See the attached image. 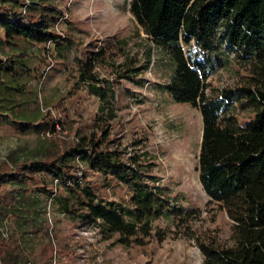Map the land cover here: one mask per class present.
I'll use <instances>...</instances> for the list:
<instances>
[{
    "label": "trees",
    "instance_id": "obj_1",
    "mask_svg": "<svg viewBox=\"0 0 264 264\" xmlns=\"http://www.w3.org/2000/svg\"><path fill=\"white\" fill-rule=\"evenodd\" d=\"M128 10L172 65L165 91L201 114L198 178L231 221L228 241L215 235H188L202 254L201 264H264V0H129ZM47 12L45 5L33 1L0 0V47L22 50L20 42H34L52 55L68 39L54 32L55 20ZM123 42L103 43L75 58L76 83L96 96L98 110H106L105 120L114 117L110 107L114 83L99 70L119 67L118 77L131 78V57L125 54L123 64H116L113 55ZM15 56L0 54V123L12 115L18 119L12 122L36 126L31 116L42 118L40 126L47 129L55 120L48 112L43 116L26 112V101L14 97L28 87L18 83L19 71L25 68L23 53ZM150 56L148 48L143 68ZM231 61L244 70L240 80L208 90L211 70ZM108 136V129L102 128L99 136L77 134L54 150L0 160V264H50L51 244L40 246L42 255H35V235L30 233L40 228L48 199L79 225L92 224L104 238L116 236L123 245L165 238V232L154 231L152 221L158 217L189 219L190 211L171 203L173 197L166 187L155 184L148 166L136 155L124 159L120 149L110 147ZM79 164L99 172L107 182L114 178L126 185L128 199L100 196ZM54 180L66 195L55 196L49 188ZM11 218L12 227H7Z\"/></svg>",
    "mask_w": 264,
    "mask_h": 264
},
{
    "label": "rangeland",
    "instance_id": "obj_2",
    "mask_svg": "<svg viewBox=\"0 0 264 264\" xmlns=\"http://www.w3.org/2000/svg\"><path fill=\"white\" fill-rule=\"evenodd\" d=\"M26 1L45 5L50 19L55 20L51 25L54 32L68 40L62 41L49 56L44 54L43 44L27 41L20 42L22 50L0 47V54L23 53L25 68L19 71L18 83L28 87L20 97L16 94L14 97L26 101L23 107L26 112L38 111L42 116L48 112L50 118L60 121V130L46 136L40 126L42 118L30 116L36 125L30 126L12 122L18 119L9 115L0 123V160L51 151L77 134L99 136L105 128L112 149H120L124 159L138 156L139 162L148 166V173L155 177V184L168 189L173 197L171 203L190 211L186 221L174 216L152 221L154 231L165 232L162 240L153 236L145 238L143 244L123 245L116 236L104 238L92 224L79 225L59 211L57 202L48 199L46 212L39 215L40 228L30 232L35 235V255H42L40 246L49 242L50 264H201L202 254L188 235H215L228 241L231 221L225 210L210 200L198 178L200 111L188 103L174 101L165 91L172 65L135 22L128 10L129 0ZM110 41H124L121 49L114 48L115 63L123 64L128 55L132 70L131 78H126L117 76L119 67L117 71L114 67L100 68L101 76L113 80L115 93L110 102L114 117L105 120L106 110H98L96 96L84 84L76 83L75 58ZM148 48L151 56L143 68ZM243 71L234 61L213 68L206 79L208 90L234 85ZM23 125L29 128H22ZM79 166L100 196L114 201L128 199L126 185L114 178L107 182L99 172L87 169L84 164ZM49 188L56 192L55 196L66 195L55 180ZM8 222L7 227H12L13 219Z\"/></svg>",
    "mask_w": 264,
    "mask_h": 264
},
{
    "label": "built area",
    "instance_id": "obj_3",
    "mask_svg": "<svg viewBox=\"0 0 264 264\" xmlns=\"http://www.w3.org/2000/svg\"><path fill=\"white\" fill-rule=\"evenodd\" d=\"M49 44H50V40L47 41V45H49ZM59 122L60 121L54 120L52 126L47 128V129H45L43 131V133L46 136L53 135V134L57 133L60 130Z\"/></svg>",
    "mask_w": 264,
    "mask_h": 264
}]
</instances>
